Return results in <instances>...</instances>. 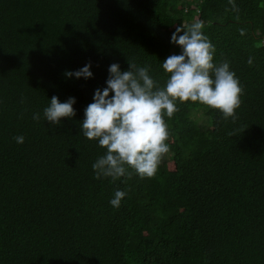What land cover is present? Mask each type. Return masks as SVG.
Returning <instances> with one entry per match:
<instances>
[{
    "label": "trees",
    "instance_id": "1",
    "mask_svg": "<svg viewBox=\"0 0 264 264\" xmlns=\"http://www.w3.org/2000/svg\"><path fill=\"white\" fill-rule=\"evenodd\" d=\"M196 21L241 86L234 117L177 102L154 175L94 178L104 149L80 122L108 66L163 85L172 32ZM53 95L75 98L56 125ZM0 264H264V0H0Z\"/></svg>",
    "mask_w": 264,
    "mask_h": 264
},
{
    "label": "clouds",
    "instance_id": "2",
    "mask_svg": "<svg viewBox=\"0 0 264 264\" xmlns=\"http://www.w3.org/2000/svg\"><path fill=\"white\" fill-rule=\"evenodd\" d=\"M199 21L179 25L170 36V43L179 46V53L163 59L160 67L167 75L163 85L150 75V66L127 60L121 71L118 63L107 68L105 87L93 91L92 102L84 108L80 133L95 140L104 149L103 155L91 164L94 178L116 180L132 169L140 177L156 172L162 154L168 151L165 143L168 132L163 117H171L177 102H197L219 110L225 117H234L240 105L241 86L227 62L214 64V46L201 31ZM66 78H91V63L78 69L65 70ZM111 93V95H110ZM23 102V98L21 99ZM74 97L61 102L53 95L42 110L43 118L51 125L61 118L75 114ZM38 113L32 119L38 120ZM17 144L24 137L14 138ZM126 193L116 189L108 201L119 207Z\"/></svg>",
    "mask_w": 264,
    "mask_h": 264
}]
</instances>
